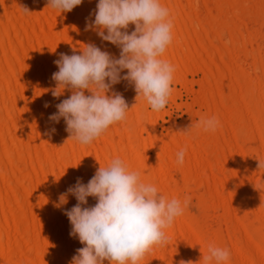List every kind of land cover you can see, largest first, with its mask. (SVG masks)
Masks as SVG:
<instances>
[{
	"label": "bare ground",
	"instance_id": "obj_1",
	"mask_svg": "<svg viewBox=\"0 0 264 264\" xmlns=\"http://www.w3.org/2000/svg\"><path fill=\"white\" fill-rule=\"evenodd\" d=\"M160 2L174 25L162 57L175 69L169 102L184 116L153 112L122 81L113 90L129 105L127 119L82 145L69 139L63 118L49 120L71 95H52V74L61 53L81 54L87 43L119 57L85 30L98 0L66 13L46 8L47 0H0V264H71L84 245L70 235L65 210L78 201L68 195L60 205V195L114 158L166 198L196 199L204 219L197 231L184 210L165 229L167 246H154L138 264H205L220 232L227 264H264V0ZM201 117H215L216 131L181 132ZM96 202L89 197L85 206Z\"/></svg>",
	"mask_w": 264,
	"mask_h": 264
},
{
	"label": "clouds",
	"instance_id": "obj_2",
	"mask_svg": "<svg viewBox=\"0 0 264 264\" xmlns=\"http://www.w3.org/2000/svg\"><path fill=\"white\" fill-rule=\"evenodd\" d=\"M82 3L47 0L46 8L66 13ZM22 8L25 14L31 13ZM91 15L94 20L86 21L85 30L95 31L101 41L116 46L119 57L95 43L85 44L81 54L61 53L54 61L58 71L52 74L56 83L52 95L59 98L65 90L71 95L49 116L55 123L63 118L69 139L82 145L92 144L110 126L127 119L129 105L123 94L113 90L115 85L127 81L134 86L137 101L143 98L153 112H159L169 103L175 71L162 58L173 41L174 25L169 9L160 0H98ZM130 25H134L131 32ZM218 126L215 117H201L181 132H215ZM185 154L186 148L176 153L178 164L184 163ZM258 162V168H264V161ZM68 195L78 201L65 210L72 226L70 235L84 245L76 250L71 264H138L154 246H167L165 229L183 215L191 201L187 196L182 203L161 195L155 185L142 182L140 173L129 170L120 158L112 159L107 167L100 165L87 184L78 178L60 195V205L67 204ZM89 197L97 202L86 207ZM202 258L205 264H227L230 251L210 243L208 254Z\"/></svg>",
	"mask_w": 264,
	"mask_h": 264
},
{
	"label": "rangeland",
	"instance_id": "obj_3",
	"mask_svg": "<svg viewBox=\"0 0 264 264\" xmlns=\"http://www.w3.org/2000/svg\"><path fill=\"white\" fill-rule=\"evenodd\" d=\"M171 103L169 102L167 107L165 108V110L169 109L172 111H174V115H180V116H184V112L182 111H175L174 108H171ZM167 119H169L168 115H167ZM181 119H183V117L179 118V121H181ZM186 211V215L188 217V221L191 222L193 224L194 227H196L197 231L198 230H203L204 228V219L203 217H201L200 213V205L198 203V201L195 200H191L190 203L188 204V206L185 208ZM220 245V246H219ZM218 246L224 248V235L222 232H220V234L218 235Z\"/></svg>",
	"mask_w": 264,
	"mask_h": 264
}]
</instances>
